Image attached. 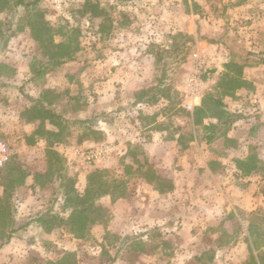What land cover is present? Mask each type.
<instances>
[{
    "label": "rangeland",
    "instance_id": "obj_1",
    "mask_svg": "<svg viewBox=\"0 0 264 264\" xmlns=\"http://www.w3.org/2000/svg\"><path fill=\"white\" fill-rule=\"evenodd\" d=\"M26 14L23 9L0 12V141L10 150L9 161L0 167V198L3 169L10 163L30 173L37 186L14 198L20 229L15 242L6 243L0 264H47L67 252L83 260L84 254L100 256L103 249L117 255L115 264H188L207 249L211 252L205 262L211 256L214 260L206 264H254L247 227L264 220V168L260 174L236 175L233 159L246 149L233 137L234 126L227 138L207 147L194 112L207 93L223 96L219 75L237 62L246 66L243 74L249 83L223 97L224 103L241 120L258 115L260 103L255 101L264 95V0H42L27 19ZM31 21L38 26L46 22L50 38L65 44L60 51L67 55L64 64L55 66L62 58H51L46 42L40 45ZM199 61H206L209 73L203 82L198 79ZM194 88L198 90L192 95ZM35 101L68 122L57 128L60 120L51 118L32 125ZM211 113L206 111L207 117ZM39 125L60 134H45L49 143L40 140L32 135ZM150 125L164 131L162 153L151 145L155 137ZM50 142L66 158L64 172L77 191H85L96 169L129 188L126 198L98 200L106 212L104 222L85 239L75 238L63 225L50 228L37 221L52 206L61 212L63 205L61 196L54 202L59 183L42 190L37 179L47 170ZM252 145L264 163L262 144ZM100 150L107 153L96 160L82 156ZM149 163L173 184L180 173H202L208 166L229 188L228 198L219 195L224 203L230 200L229 207L222 206L224 211L209 222L200 218L183 225L178 221L182 215L170 214L175 199L163 197L164 206L143 186L148 183L140 181L139 168ZM128 166H133L131 173ZM193 177L196 185L198 178ZM190 195L186 199L191 203ZM146 202H152L144 206L148 214L142 206ZM221 229L231 232L223 236L222 249ZM126 236L132 237L126 242L130 250L118 253Z\"/></svg>",
    "mask_w": 264,
    "mask_h": 264
},
{
    "label": "trees",
    "instance_id": "obj_2",
    "mask_svg": "<svg viewBox=\"0 0 264 264\" xmlns=\"http://www.w3.org/2000/svg\"><path fill=\"white\" fill-rule=\"evenodd\" d=\"M41 1L42 0H0V12L5 13L23 9L27 13L25 16L27 19ZM31 22L30 26L33 31H35V38L40 41V45H45V42L47 45H51V58H62L54 63L55 66L64 64L66 62L64 56L67 55H64V53L60 51L63 50L62 47L65 44L57 43L53 40V37L50 38V31L46 27V25H48L46 22H43L40 26L34 21ZM44 36H47V38L45 39ZM8 42L9 39L7 38L6 43ZM245 67V65L238 64L237 62L229 63L226 67L227 69L219 75V86L225 88L223 96L218 95L217 91L207 93L206 96L202 98L201 106L197 107L194 112V124L196 127H201V130L205 134L202 140L207 144L216 142L220 137L227 138V133H229L235 123L241 119L228 111L223 97H232L237 90L247 87L249 82L243 74ZM38 107L41 108L38 109ZM32 108L33 114L35 112L37 113L33 119L29 120V123L32 125L51 118L60 120L57 128H59V126H64V124L68 122V119L57 115L54 111L44 106L41 101H35ZM206 111H211V115L207 117ZM77 122L79 124L88 123L85 120H78ZM93 127V123L88 124V129L90 131H92ZM62 130L64 131V129ZM45 134L53 136L59 135L60 133H56L54 130H48L45 126L40 125L32 133V135H39L38 139L47 141L44 137ZM190 140L193 141V139ZM34 143V141L31 143L28 142L29 145H33ZM54 145V143L50 142L46 162L47 170L43 174H38L37 179H39V185L42 190L58 182L59 191H55L56 199L54 202L58 201L61 196L60 198L63 200V205L61 212L54 211L52 206L50 210L37 219V221L46 223V225L50 224V228H53L57 224L63 225L71 235L82 240L86 238L95 226L104 222L106 212L105 209L97 203L98 200L106 196H111V198L115 200L118 198H126L129 195V188L125 182L123 183L117 178L108 180L105 171L96 169L88 176V184L85 191H77L75 182L64 172L66 171L64 165L66 158L63 154L54 149ZM234 162L237 175L241 177L260 174L264 168V163L257 154V148L252 145L245 159H235ZM21 168L22 167L17 164L10 163L3 169L5 170V175L2 178L4 193L0 198V248L9 242L13 235L20 229L16 227L17 223L14 217V197L17 189L25 184L30 175V173H27ZM139 169L141 174L140 181L153 185L155 190L160 192L161 195H166L173 191V182L157 174L152 164L149 163L145 167L141 166ZM132 171L133 166H128L127 172L131 173ZM136 172H138V170L134 171V173ZM239 227H242L241 223H239ZM220 231L221 237L218 239V242L220 243V249H222L225 247L223 245V236H229L231 232L222 229ZM247 233L246 242L249 243L248 248L251 261H253L254 264H258L259 261L261 262H259L260 264H264V220L256 225H249L247 227ZM105 234H108V232ZM131 239L132 237L130 236L123 238V243H121L118 253L123 251L124 248L125 250H130V245L129 243L126 244V242ZM139 239L140 238H137L136 240ZM228 245L229 243L226 244V246ZM209 252H211V249L205 250L203 254L197 257L195 256L188 264H206L213 262L214 256L209 257V260L205 262V258L208 257ZM84 255V259L81 260L78 259L76 253L67 252L61 258L50 260L47 264H82L84 262L86 264H115L118 260L117 255L113 257L107 249H103L100 256ZM104 260L106 261L104 262Z\"/></svg>",
    "mask_w": 264,
    "mask_h": 264
},
{
    "label": "crops",
    "instance_id": "obj_3",
    "mask_svg": "<svg viewBox=\"0 0 264 264\" xmlns=\"http://www.w3.org/2000/svg\"><path fill=\"white\" fill-rule=\"evenodd\" d=\"M257 79L255 80L258 81ZM260 83L263 84L262 82ZM255 102L260 103V105L256 106L257 109H255L256 114L258 115L249 117V118L247 117L246 120L240 119L239 121L235 123L232 129L233 131L236 130L237 132L236 134L233 133V137L235 139L238 138L237 141H238L239 147L246 149V153H243L240 151L242 153V156L237 155L236 157H234L233 161L235 159H245L248 156L247 148L249 150L250 146L252 144H255V142H260V144H262L261 148L264 147V95L262 93L258 94ZM147 128L148 130H150V132L154 133L153 135L155 138L151 144L153 149L159 150L160 153H162V149L164 150V147L166 146L164 131L159 128L152 127V125H150ZM228 138L229 139L232 138L231 134H228ZM177 139L175 140L176 145L180 147L179 139L178 140ZM214 144L215 142L211 144H207V147H210ZM192 176H196V177H193L194 179L198 178L196 185L193 181H191ZM174 184H175L174 191L166 195H161L160 192H158L157 190H155V188H153V186H149L148 184H143V186L148 187V189L152 191V194H153L152 197L154 199L158 198L156 200L165 202L164 206H166L167 200L166 198H163V197H167V195L170 194L168 200L175 199L176 201L175 203L176 207L174 208L172 212H170V214L173 213L175 215H178V217L179 215H182L179 217L178 221L181 222L183 225H187V226H190V224L193 225L194 221L200 218L205 219L207 222L214 220L213 214L217 212L221 213V211H224V208L222 206H224L225 204L228 205V207L230 205L229 199L226 200L227 203H224V201L219 198V195L221 194H223L224 197L228 198L227 193H229V188H227V185L224 184L223 181H221V177L218 176L216 173L212 172V170L208 166L204 169L202 173L201 172L194 173V172H187V171L180 173L177 176V178H175ZM29 186H32V187L37 186V185L36 186L34 185L33 176L31 175L28 176L25 184L17 189L16 194L17 193L18 194L17 195L15 194L16 195L15 197L17 198L19 194H23L24 188L29 187ZM143 188L145 189V187ZM3 193H4V190H3ZM190 194H192L193 196V198L191 199V203L186 199L189 196H191ZM144 200L148 201L149 198L148 199L146 198ZM151 203L152 202H146L142 204L144 208L143 210L145 211L146 214L149 213L150 209L144 206L145 204L149 206ZM20 204H22V202ZM158 204H161V203L158 202ZM155 207L156 209L158 208L157 206ZM21 208H24V204H22ZM190 210H193V211L191 212ZM204 214L207 215V218L203 217ZM15 221L17 223L20 221V219L17 216H15ZM144 223L146 224L148 223L146 219H144ZM16 233L13 235V237L9 241L15 242L14 237ZM8 248L9 247L7 244L3 245L0 248V254H4L3 258H5Z\"/></svg>",
    "mask_w": 264,
    "mask_h": 264
},
{
    "label": "built area",
    "instance_id": "obj_4",
    "mask_svg": "<svg viewBox=\"0 0 264 264\" xmlns=\"http://www.w3.org/2000/svg\"><path fill=\"white\" fill-rule=\"evenodd\" d=\"M195 57H197L195 55ZM205 76H209L208 70L206 69V61H199V75H198V79L200 80V82H203ZM209 78V77H208ZM197 88L192 89L191 94L195 95L197 93ZM107 151L106 150H100V151H93L90 153H87V155L83 154L82 156L84 157V159H88V160H92V159H97L99 156H101L102 154H106ZM78 154H82V153H78ZM10 158V150L7 146L6 143L0 141V167H4L7 162L9 161Z\"/></svg>",
    "mask_w": 264,
    "mask_h": 264
}]
</instances>
